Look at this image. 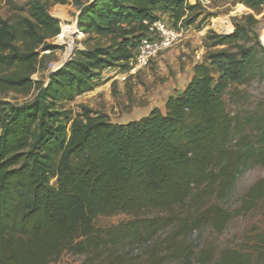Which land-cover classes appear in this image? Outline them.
Instances as JSON below:
<instances>
[{"label":"trees","instance_id":"1","mask_svg":"<svg viewBox=\"0 0 264 264\" xmlns=\"http://www.w3.org/2000/svg\"><path fill=\"white\" fill-rule=\"evenodd\" d=\"M252 11L229 33L209 31L204 61L192 66L184 88L167 96L163 110L125 123L81 105L102 72L128 58L155 12L181 18L196 4L185 0H0V94L26 96L0 102V264H49L63 252L81 264H206L212 250L188 239L201 225L221 233L235 215L264 200V180L234 209L217 203L246 169L264 166V105L240 120L224 93L264 79V47L252 26L264 0H231ZM55 4H72L82 34L132 32L116 45L74 48L70 59L45 69L58 46ZM198 15V14H197ZM121 32V33H122ZM48 50V53L43 51ZM215 65V78L211 66ZM228 99H233L229 94ZM235 101V100H234ZM208 200V202H206ZM131 217L106 227L97 216ZM153 213V214H152ZM218 264H264V231L239 248H224Z\"/></svg>","mask_w":264,"mask_h":264},{"label":"rangeland","instance_id":"2","mask_svg":"<svg viewBox=\"0 0 264 264\" xmlns=\"http://www.w3.org/2000/svg\"><path fill=\"white\" fill-rule=\"evenodd\" d=\"M28 0H16L25 3ZM86 2L88 0H82ZM187 4H196L191 13L176 19L171 12H155L154 16L164 20L177 30L179 37L169 48L159 51L142 67L131 64L135 56L134 48L128 49V58L118 65L105 69L98 78V84L93 90L77 96L65 107L78 112L80 106H86L94 112L106 114L112 122L125 123L146 115L152 108H164L168 95L181 91L189 81L192 66L204 61L206 52L205 37L209 31L225 34L233 30L234 22L244 23L249 9L231 0H185ZM78 10L72 4H55L49 7V14L60 22V31L65 28L64 36L53 38L51 43L58 46L53 58L46 63L45 69L32 75L33 79L47 81L51 64L63 60L74 48L83 49L94 45H116L122 37H132L141 33L138 24L124 26L123 30L132 33H119L99 36L97 34L73 33ZM198 14V15H197ZM257 22L252 30L258 35L260 44L264 47V10L255 15ZM68 25V26H67ZM122 32V33H121ZM215 78L218 69L211 66ZM34 91L23 96L15 93L0 94V102L22 104L33 98ZM233 99H228L229 94ZM224 100L229 110L238 119H245L257 105H264V79L254 80L245 85H233L229 93L225 92ZM235 100V101H234ZM264 180V166H254L246 169L235 181L231 191L217 203L231 210L238 206L244 192L256 182ZM208 202V200H206ZM153 214V213H152ZM131 216L118 213L111 216H97L94 225L106 227L129 219ZM264 231V200H260L254 208L245 214L233 216L221 233L214 232L209 226L201 225L188 239L196 251L200 248L212 250L214 257L206 264H218L217 257L224 248H239ZM83 256L63 252L55 261L49 264H81Z\"/></svg>","mask_w":264,"mask_h":264},{"label":"built area","instance_id":"3","mask_svg":"<svg viewBox=\"0 0 264 264\" xmlns=\"http://www.w3.org/2000/svg\"><path fill=\"white\" fill-rule=\"evenodd\" d=\"M143 23L146 25L147 30L145 34L140 38L138 45L135 50V56L131 60V64L135 66L142 67L147 64V62L155 56L159 51H163L173 44L179 37L177 30L171 25H168L164 20L154 19L145 20ZM68 26V25H67ZM63 29V28H62ZM61 31L54 37L59 38ZM82 34L77 27L75 20V26H73V33ZM61 41H64L60 39ZM73 51V50H72ZM49 51H43V53H48ZM72 52L69 56L63 60H59L51 64L49 71H54L61 67L65 61L70 59Z\"/></svg>","mask_w":264,"mask_h":264},{"label":"bare ground","instance_id":"4","mask_svg":"<svg viewBox=\"0 0 264 264\" xmlns=\"http://www.w3.org/2000/svg\"><path fill=\"white\" fill-rule=\"evenodd\" d=\"M65 30H66L65 28L62 29V32L59 34V38H62L64 36V31Z\"/></svg>","mask_w":264,"mask_h":264}]
</instances>
